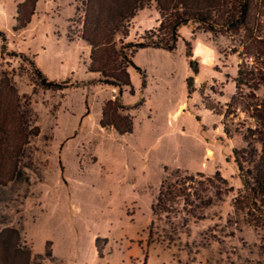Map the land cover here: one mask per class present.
<instances>
[{"label":"rangeland","instance_id":"rangeland-1","mask_svg":"<svg viewBox=\"0 0 264 264\" xmlns=\"http://www.w3.org/2000/svg\"><path fill=\"white\" fill-rule=\"evenodd\" d=\"M82 1L40 0L28 26L15 31L17 2L0 0V30L7 37L6 53L0 37V87L8 77L20 96L31 97L28 107L41 129L27 147L23 172L0 186V231L17 228L33 264H264V218L234 207L244 186L233 149L245 147L250 121L240 109L225 118L207 108L224 110L236 92L237 38L184 26L174 51L135 54L146 87L130 68L135 94L127 89L120 96L88 70L91 47L77 40ZM260 14L264 19V0ZM159 18L154 6L144 9L126 41H140ZM188 42L198 74L190 67ZM33 55L50 80H69L68 86L46 88ZM118 99L131 107L119 113L133 116L132 133L101 125L106 103ZM178 168L207 177L220 171L232 192L198 217L187 216L172 243L167 235L182 221L163 213L151 241L152 205L163 179Z\"/></svg>","mask_w":264,"mask_h":264},{"label":"trees","instance_id":"trees-1","mask_svg":"<svg viewBox=\"0 0 264 264\" xmlns=\"http://www.w3.org/2000/svg\"><path fill=\"white\" fill-rule=\"evenodd\" d=\"M15 31L28 26L36 14L39 0H15ZM154 6L159 13V25L146 31L140 41H126L133 19L146 8ZM262 0H83L77 8L81 13L79 37L91 47L88 70L100 73L99 82L119 89L120 96L127 89L135 94L130 68L137 70L143 85L147 84V73L136 64L135 54L144 48H159L174 51L181 38L180 30L189 24L207 32L220 33L237 38L241 59L234 79L236 92L226 103L225 109L211 104L207 108L224 117L240 109L246 113L250 124L243 134L245 147L234 148L233 153L243 182V190L235 198L234 207L248 209L264 218V19L261 16ZM3 39L2 52H7V37L0 30ZM73 40V36H69ZM190 67L199 73L190 43H187ZM12 54H16L13 52ZM25 56L23 53H18ZM36 75L48 89L67 87L69 80L57 82L32 63ZM194 77L187 79L189 97L193 93ZM26 99V103L23 100ZM30 96H20L11 79L6 77L0 87V186H6L20 176L23 158L32 139L41 133L35 125L28 107ZM142 105V104H141ZM131 107L118 100H109L103 109L101 125L113 127L121 134L134 131V118L120 114L119 110ZM225 132L230 130L225 123ZM232 192L229 181L217 171L211 177L196 174L180 168L163 179L156 202L152 205L155 220L149 228V238L154 241L156 218L163 213L174 216L182 222H174L167 235L172 243L179 237L189 221L198 217V212L209 208ZM242 206V207H241ZM184 214V215H182ZM99 254H102L96 241ZM47 256L52 250L46 251ZM0 264H33L32 250L21 242V233L15 227L0 231Z\"/></svg>","mask_w":264,"mask_h":264},{"label":"crops","instance_id":"crops-1","mask_svg":"<svg viewBox=\"0 0 264 264\" xmlns=\"http://www.w3.org/2000/svg\"><path fill=\"white\" fill-rule=\"evenodd\" d=\"M40 1V0H39ZM39 3V2H38ZM155 8V7H154ZM144 10V9H143ZM143 10H141L139 13H138V15L143 11ZM156 10V9H155ZM157 11V10H156ZM159 14V13H158ZM137 15V16H138ZM136 16V17H137ZM136 17L133 19V21H132V24L134 25V23H136ZM152 27V26H151ZM150 28V27H149ZM148 28V29H149ZM131 29H132V26H131ZM130 32H131V30H130ZM130 36V35H129ZM77 40H82V41H85V40H83V39H77ZM69 41H75V40H69ZM86 42V41H85ZM90 46V45H89ZM90 52H91V50H90ZM34 56V60H35V62L37 63V61H36V57H37V55H33ZM89 59H90V56H89ZM37 65L39 66V64L37 63ZM40 67V66H39ZM41 68V67H40ZM42 69V68H41ZM43 70V69H42ZM44 71V70H43ZM130 73H131V69H130ZM131 77H132V74H131ZM126 92V91H125Z\"/></svg>","mask_w":264,"mask_h":264}]
</instances>
